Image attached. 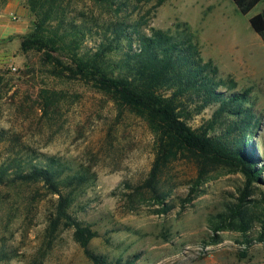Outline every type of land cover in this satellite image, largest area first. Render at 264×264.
I'll list each match as a JSON object with an SVG mask.
<instances>
[{
	"label": "rangeland",
	"instance_id": "obj_1",
	"mask_svg": "<svg viewBox=\"0 0 264 264\" xmlns=\"http://www.w3.org/2000/svg\"><path fill=\"white\" fill-rule=\"evenodd\" d=\"M40 3L0 0V264H93L68 222L50 232L64 200L72 220L96 233L90 252L112 264H264V43L249 22L262 6L245 16L232 0H59L60 34L74 42L61 52L66 65L75 51L137 80L128 40L109 49L115 27L132 33L133 52L138 33L179 38L188 25L212 64L210 89L246 97L242 116L218 115L221 102L206 105L193 90L178 112L198 133L246 140L259 181L182 150L160 167L153 190L157 147L146 119L93 83L52 76L43 52L22 50ZM244 116L254 117L249 132ZM37 166L52 167L59 193L20 179Z\"/></svg>",
	"mask_w": 264,
	"mask_h": 264
},
{
	"label": "trees",
	"instance_id": "obj_2",
	"mask_svg": "<svg viewBox=\"0 0 264 264\" xmlns=\"http://www.w3.org/2000/svg\"><path fill=\"white\" fill-rule=\"evenodd\" d=\"M45 10L40 11L36 21L35 30L22 42L24 52L38 51L50 57L49 72L54 77H69L71 79L93 83L99 90L111 93L117 100L130 107L138 115L144 117L154 132L156 138L157 158L151 174V189H155V182L161 166H165L182 150L196 154L203 161H211L214 164H227L239 168L249 183L259 181L262 173L255 168V153L247 149L244 139H222L207 136V133H198L193 130L178 112L179 104L184 97H193V90L203 94L204 104L218 100L221 102L218 115L223 112H236L242 116L240 107L246 99L245 96L233 95L222 98L213 89H210L211 63H203L198 49L193 42V33L188 25H185L180 37H174L169 31L153 29L150 35L138 33L137 50H132L133 35L122 25L114 29L115 44H111V50H116L123 39L128 40L130 51L126 54L131 74L124 77L110 75L99 63L97 58L86 57L78 52L71 54L67 65L63 62L61 52L71 50L74 42L67 41L68 37L60 34L66 31L67 24L58 17L60 8L59 0H39ZM95 3L110 4L114 0H91ZM156 2L162 5L168 0H143ZM239 11L249 16L255 9H262L253 14L250 19L251 28L264 43V0H232ZM39 5V4H37ZM58 21L54 27L53 22ZM115 46V47H114ZM52 54H57L51 55ZM172 91L170 95L167 92ZM204 105V106H206ZM238 108V109H237ZM237 109V110H236ZM242 109V111H241ZM252 116H244L247 120L245 131L252 130ZM240 129L239 125L233 126ZM48 168L40 166L32 167L26 173L20 175V179L26 183L44 182L50 184L54 193H59L54 184L55 173ZM67 200H64L58 208L57 217L50 226L51 234L55 233L62 223L68 222L75 229V239L84 250L85 255L93 264H112L104 258L90 252L89 244L96 237V233L90 227L83 226L80 222L72 220L67 213ZM245 231V228H242ZM260 241H264V234ZM250 242V241H247ZM119 264V263H116Z\"/></svg>",
	"mask_w": 264,
	"mask_h": 264
}]
</instances>
